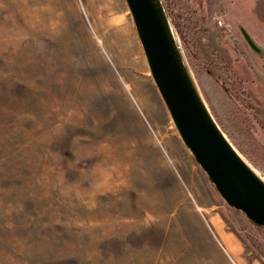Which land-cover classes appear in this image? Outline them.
<instances>
[{
	"label": "rangeland",
	"instance_id": "374dc122",
	"mask_svg": "<svg viewBox=\"0 0 264 264\" xmlns=\"http://www.w3.org/2000/svg\"><path fill=\"white\" fill-rule=\"evenodd\" d=\"M162 1L264 181V0ZM0 264H264V228L184 145L125 0H0Z\"/></svg>",
	"mask_w": 264,
	"mask_h": 264
},
{
	"label": "water",
	"instance_id": "95a60500",
	"mask_svg": "<svg viewBox=\"0 0 264 264\" xmlns=\"http://www.w3.org/2000/svg\"><path fill=\"white\" fill-rule=\"evenodd\" d=\"M155 85L195 161L225 202L264 228V181L229 142L185 63L162 0H125ZM245 37L263 53L249 34Z\"/></svg>",
	"mask_w": 264,
	"mask_h": 264
},
{
	"label": "crops",
	"instance_id": "0c3cea01",
	"mask_svg": "<svg viewBox=\"0 0 264 264\" xmlns=\"http://www.w3.org/2000/svg\"><path fill=\"white\" fill-rule=\"evenodd\" d=\"M227 246V250L231 253V255L235 258H238L239 257V252L238 250H235L232 246L226 244Z\"/></svg>",
	"mask_w": 264,
	"mask_h": 264
},
{
	"label": "trees",
	"instance_id": "16d2710c",
	"mask_svg": "<svg viewBox=\"0 0 264 264\" xmlns=\"http://www.w3.org/2000/svg\"><path fill=\"white\" fill-rule=\"evenodd\" d=\"M213 77L216 79L215 75H213ZM235 77H236L237 82L241 85V87H242L243 89H245V87H247L246 85H245V87H244L245 82H244L242 79H239L237 76H235ZM235 77H234V78H235ZM244 92H245L246 94L248 93L246 90H244Z\"/></svg>",
	"mask_w": 264,
	"mask_h": 264
},
{
	"label": "bare ground",
	"instance_id": "6f19581e",
	"mask_svg": "<svg viewBox=\"0 0 264 264\" xmlns=\"http://www.w3.org/2000/svg\"><path fill=\"white\" fill-rule=\"evenodd\" d=\"M108 7H109V6H108ZM110 8H111V7H110ZM113 9H114V8H113ZM113 11H114V10H113ZM111 14H112V13H111ZM111 14H110V15H111ZM114 14H115V13H114ZM110 15H109V16H110ZM115 17H116V16H115ZM119 19H120V18H119ZM115 21H116V20H115ZM113 25H114V24H113ZM118 27H119V26H118ZM114 28H115V27H114ZM116 29H117V28H116ZM111 217H112V216H111ZM112 218H113V217H112ZM177 254H178V253H177ZM174 255H175V254H174ZM137 256H138V255H137ZM175 256H176V255H175ZM175 256H174V257H175ZM183 262H184V261H183ZM193 262H194V261H193ZM158 263H159V262H158Z\"/></svg>",
	"mask_w": 264,
	"mask_h": 264
}]
</instances>
